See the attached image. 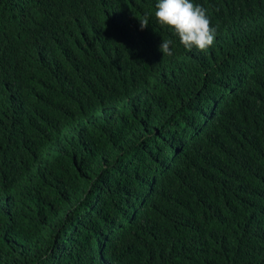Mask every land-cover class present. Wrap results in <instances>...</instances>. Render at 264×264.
I'll return each mask as SVG.
<instances>
[{"label": "trees", "instance_id": "16d2710c", "mask_svg": "<svg viewBox=\"0 0 264 264\" xmlns=\"http://www.w3.org/2000/svg\"><path fill=\"white\" fill-rule=\"evenodd\" d=\"M193 2L0 0V264H264V0Z\"/></svg>", "mask_w": 264, "mask_h": 264}, {"label": "clouds", "instance_id": "9594fccd", "mask_svg": "<svg viewBox=\"0 0 264 264\" xmlns=\"http://www.w3.org/2000/svg\"><path fill=\"white\" fill-rule=\"evenodd\" d=\"M154 16L157 23L170 29L188 51L193 48L206 51L217 35V27L212 26L206 9L193 0H157ZM139 21L141 29L149 25L147 14ZM172 43L171 39H162L159 49L163 56L173 54Z\"/></svg>", "mask_w": 264, "mask_h": 264}]
</instances>
